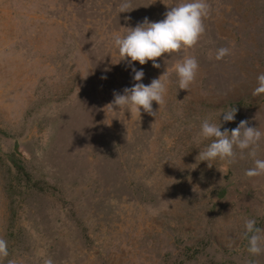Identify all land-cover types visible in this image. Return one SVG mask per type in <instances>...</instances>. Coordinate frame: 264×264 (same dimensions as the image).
Wrapping results in <instances>:
<instances>
[{
  "label": "rangeland",
  "instance_id": "obj_1",
  "mask_svg": "<svg viewBox=\"0 0 264 264\" xmlns=\"http://www.w3.org/2000/svg\"><path fill=\"white\" fill-rule=\"evenodd\" d=\"M122 2L0 0V264H264V232L256 255L245 234L248 219L264 229V174L245 175L247 150L230 165L198 156L203 120H246L264 159V0H207L195 46L158 69L133 62L145 85L167 72L156 116L109 105L136 83L113 37L182 0ZM185 57L198 69L180 90Z\"/></svg>",
  "mask_w": 264,
  "mask_h": 264
},
{
  "label": "clouds",
  "instance_id": "obj_2",
  "mask_svg": "<svg viewBox=\"0 0 264 264\" xmlns=\"http://www.w3.org/2000/svg\"><path fill=\"white\" fill-rule=\"evenodd\" d=\"M120 13L128 12L131 7V0H123L120 4ZM209 4L207 0H182L176 6L169 8L160 21H150L145 17L134 27H126L127 33L123 36L117 34L113 37L114 45L118 48L121 60H126L131 68L132 79L136 81L131 87H125L122 93H113V100L110 106L118 107L119 110L127 108L140 115L141 109L151 116H156L153 110V102L157 105L164 103L166 92L165 84L161 77L166 76L164 72L158 78L153 79L149 84L142 83L144 72L142 68H137L133 62L145 65L151 61L153 68H160V63L156 58L162 54H173L181 49L195 46L204 33L203 20L209 16ZM130 19L125 17V20ZM227 47H220L216 50V59L221 60L228 55ZM198 63L195 57H185L182 62L175 64V71L178 76V86L180 90H187L195 79ZM257 86L253 90V95L264 94V73L257 76ZM237 109L231 107L224 110L220 117L224 122H232L235 119ZM201 136L211 138V142L206 149L199 152L201 161L219 159L226 164H233L237 153L234 149L240 150L243 158L245 150L247 155L253 159V167L245 171L247 177H258L264 174V159L255 158L256 148L261 138V132L257 127H251L246 120H241L237 126L231 130L224 128L221 130V123H210L207 119L200 125ZM264 232L256 226V221L248 219L245 221V234L248 237V252L259 254L261 248V235ZM250 234V235H249ZM9 255L7 241L0 238V259ZM7 264H14L8 260ZM44 264H53L51 259H46Z\"/></svg>",
  "mask_w": 264,
  "mask_h": 264
}]
</instances>
